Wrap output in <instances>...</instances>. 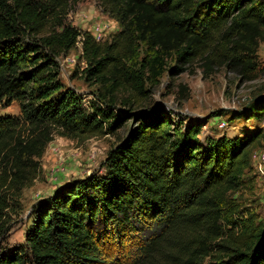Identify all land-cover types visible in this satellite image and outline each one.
<instances>
[{
	"label": "trees",
	"instance_id": "1",
	"mask_svg": "<svg viewBox=\"0 0 264 264\" xmlns=\"http://www.w3.org/2000/svg\"><path fill=\"white\" fill-rule=\"evenodd\" d=\"M82 1L0 0V103L19 109L0 114V238L55 134L127 132L101 169L32 205L23 242L0 243V264H264V221L231 196L263 128L201 141L200 119H175L150 101L165 71L194 62L252 79L264 0H95L119 27L103 41L68 22ZM77 43L81 75L97 86L89 101L59 77L57 57ZM246 112L263 120L264 96Z\"/></svg>",
	"mask_w": 264,
	"mask_h": 264
},
{
	"label": "rangeland",
	"instance_id": "2",
	"mask_svg": "<svg viewBox=\"0 0 264 264\" xmlns=\"http://www.w3.org/2000/svg\"><path fill=\"white\" fill-rule=\"evenodd\" d=\"M67 20L71 25L90 33H96L100 28V40L109 39L119 29L113 18L100 11L95 0L78 3L69 12ZM80 52V43H77L66 54L57 57L59 77L65 86L74 89L85 101H89L97 86L84 81L80 72L83 67L79 60ZM256 57L254 77L249 80L226 66L205 71L200 62L192 63L186 72L174 77L165 71L152 89L151 106L164 108L177 117L175 119H200L203 123L199 136L201 141L207 137L243 135L253 131L256 126L263 128L264 119L259 122L250 118L249 112L246 115L240 113L254 100L264 96V40L259 41ZM172 65V61H169L167 67ZM76 69L78 71L75 74ZM180 84L186 85V93L180 91ZM18 112L15 102L9 105L0 103V114L16 115ZM126 132V128H122L114 135L92 136L83 141L55 134L42 156L41 175L31 187L24 189L21 210L14 218L8 234L3 239L0 238V243L8 247L22 243L24 229L30 222L28 214L32 205L49 196L60 184L101 169L107 151ZM261 142L250 151V168L244 173V184L231 192V196L240 204V209L254 213L257 221H264V178L256 175L251 155L261 146Z\"/></svg>",
	"mask_w": 264,
	"mask_h": 264
},
{
	"label": "built area",
	"instance_id": "3",
	"mask_svg": "<svg viewBox=\"0 0 264 264\" xmlns=\"http://www.w3.org/2000/svg\"><path fill=\"white\" fill-rule=\"evenodd\" d=\"M98 30H100V28L96 30V33H91V34L94 36V38L97 41H103L100 40L101 33ZM263 131H264V121H263ZM251 160H252V167L256 175L259 178H264V136L261 142V146L257 150L252 152Z\"/></svg>",
	"mask_w": 264,
	"mask_h": 264
}]
</instances>
